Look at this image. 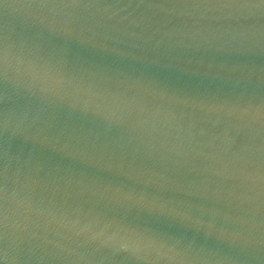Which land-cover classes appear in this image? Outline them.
<instances>
[{
	"label": "snow or ice",
	"instance_id": "6c2138e0",
	"mask_svg": "<svg viewBox=\"0 0 264 264\" xmlns=\"http://www.w3.org/2000/svg\"><path fill=\"white\" fill-rule=\"evenodd\" d=\"M27 3L38 18L0 26V264H116L145 241L264 264V0ZM101 218L119 228L93 235Z\"/></svg>",
	"mask_w": 264,
	"mask_h": 264
},
{
	"label": "water",
	"instance_id": "95a60500",
	"mask_svg": "<svg viewBox=\"0 0 264 264\" xmlns=\"http://www.w3.org/2000/svg\"><path fill=\"white\" fill-rule=\"evenodd\" d=\"M177 12H183L186 17L193 14H199L194 13L193 10L187 9L177 10ZM38 15V9L31 7L27 3V0H4V3H0V26H2L6 31L11 34H14L23 22L34 20L38 18ZM97 15L105 18L111 17L113 21H119L121 20V18L124 17H126L127 20H139L141 17V13L139 10L119 8L101 10L99 13H97ZM127 20L124 21L125 24H127ZM13 38L15 42L14 35ZM121 38L132 39V37L130 36H121ZM73 162H78L82 166L89 163V161H87L83 157H77L74 159ZM10 165L13 169L20 166L19 162L15 159L10 161ZM12 204V223L16 224L18 220L23 223L21 216L17 215L16 211L17 208L20 207V202L13 199ZM23 211L29 210L23 209ZM108 225L112 226L113 231L119 228V225L114 222L111 218H101L98 222H96L95 231L92 234L96 235L98 232L103 231ZM34 227H39L37 231L50 232L53 235H56L58 233L64 234V225L51 219L42 220L39 222L38 225H34ZM104 239H107V237H105ZM102 243L103 240H97L92 242V246L94 248H99L101 247ZM136 247L139 249L138 254L136 256H121L116 261V264H190V261L184 258L183 256H173L170 252H168L167 249L161 250L159 248H155L148 241L139 243L136 245ZM95 259L99 261L100 258L97 256ZM79 264H86V262L80 261ZM209 264H212V262L209 261Z\"/></svg>",
	"mask_w": 264,
	"mask_h": 264
}]
</instances>
